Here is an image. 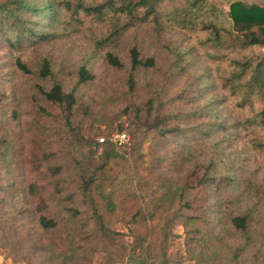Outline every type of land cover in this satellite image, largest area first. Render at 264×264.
Listing matches in <instances>:
<instances>
[{"label":"trees","instance_id":"obj_1","mask_svg":"<svg viewBox=\"0 0 264 264\" xmlns=\"http://www.w3.org/2000/svg\"><path fill=\"white\" fill-rule=\"evenodd\" d=\"M142 27L148 28L152 44L161 43V59L159 51L152 54L141 43L129 42L130 33ZM72 34L81 36L85 46L66 73L46 48ZM186 35L193 38L191 50L184 46ZM253 48H264V4L0 0V50L19 54L10 60L18 76L48 84L32 87L58 111L61 126L57 138L48 141L52 132L36 122V132L41 131L37 148L27 154L21 148L14 156L6 128L16 129L22 118L13 99L4 100L7 86L0 75V163L8 168L0 176V249L5 258L11 264H29L35 257L36 264H79L88 262L80 249L90 255L99 246L120 242L128 248V259L138 252V264H264V107L256 110L249 102L262 92L264 68ZM26 51L33 56L22 58ZM191 59L206 63L195 68ZM98 62L122 73L119 87L101 83L94 69ZM159 62L164 65L160 86L150 76L160 69ZM60 75L71 77L73 86L66 87ZM175 79L183 80L181 96L168 98L167 83ZM96 83H101L103 97L81 94ZM110 91L117 95L112 100L104 97ZM240 92L241 99L234 101ZM183 98L190 105L185 110ZM32 101L38 115L50 116ZM228 102L233 105L227 110ZM108 103L122 107L125 119L117 130L129 136L127 146L98 143L97 136L110 128L90 127L92 136L83 127L92 112ZM148 140L164 143L165 151ZM53 143L64 161H54L59 153L47 155L46 147ZM148 154L163 173L157 181L142 176ZM20 157L18 172L25 159L36 181L19 180L20 174L9 177L13 159ZM175 169L180 173L177 184L163 178ZM22 195L29 204L21 201ZM119 216L128 235L110 227ZM20 219H29L32 230L17 233L12 221ZM62 226L67 232L60 248L47 244L43 236ZM175 226L183 229L184 252L169 255ZM127 236L130 244L124 241ZM64 249L71 255L64 257ZM114 262L112 255L106 260Z\"/></svg>","mask_w":264,"mask_h":264},{"label":"rangeland","instance_id":"obj_2","mask_svg":"<svg viewBox=\"0 0 264 264\" xmlns=\"http://www.w3.org/2000/svg\"><path fill=\"white\" fill-rule=\"evenodd\" d=\"M231 1H243L246 3H250V4H264V0H231ZM224 10L226 13H228V5H224ZM182 36V35H181ZM129 42L132 43H141L140 46L143 47L142 49L147 50L149 53H155L156 51H159V53H157V58L161 59L162 57H164L165 52L163 50L160 49L161 47V43L155 42L154 44H152L151 42V38L149 37L148 34V28L147 27H142L139 29H136L135 31H132L130 33V39ZM193 38L191 36L186 35L185 41H184V46L188 49L191 50L193 49ZM84 42L81 39V36H79L78 34H72L69 36H64L56 41H54L50 47L46 48L47 51V55L58 65V66H64V72H68L69 68L76 65V63L78 62L79 59V55L82 51V49L84 48ZM253 54L259 58L262 59L263 61V68H264V48H253ZM13 55H19L17 54V52H9L7 49H3L0 50V75L1 78L5 81V85L7 86V97L8 99H4L5 101L9 99H13L14 101V105L17 106L20 114H21V118H22V122L20 124L19 127H17L16 129H12L11 127H7V132H9V134L11 135V143H12V147L14 150V156H16V154L19 153V150L21 148H23V153L27 154L30 151H34L37 148V145L35 144V139L40 136L39 133H41V131L36 132V128L34 125H36L35 123L38 122L39 126L41 125H45L46 127H48V129L50 130V132H52L51 136H48V141H52L55 140L56 135L55 133L59 132V129H61L60 126V122L58 119V111L55 109V107L46 104L44 101H42V99L37 96V94L34 92L33 90V85L35 84H41L44 87H47V83L46 82H40V81H36L33 79H25L23 77L18 76L16 73H14V69L11 67V63L10 60L12 59L11 57ZM194 54L191 53L190 57H192ZM33 54L31 51H26L24 53H22V58L26 59L29 57H32ZM163 62V61H162ZM191 63L193 65H195V68H200L201 69V64L206 63V60L204 59H200V60H195V59H191ZM208 64V63H207ZM163 63L159 62V67L158 70L155 71V73L153 75H150L152 80L154 81V83L156 85H161L162 84V73L164 72L162 68ZM211 66V65H210ZM94 69L96 71V73L99 76V79L101 81V83L103 84H108V85H113V87L117 86L119 87L121 84V81L123 79V75L120 72H116L113 70H108L102 63L98 62L94 64ZM149 76V77H150ZM61 79L64 81V84L66 87H72L74 82L72 81L71 77L68 76H61ZM176 80V79H175ZM263 81H264V76H263ZM101 83H96L94 85H91L89 87H87L85 89L84 92H82L81 94L84 96H87V94H94L97 95L96 99H98L100 96L104 95L103 92L101 91ZM210 85L209 82H206V86L208 87ZM167 97H178L181 96L180 93L184 87V83L183 80H176L173 82H168L167 83ZM186 88V87H185ZM262 92L260 95H253L250 98V103L252 104V107L256 110L261 109L262 107H264V87L261 89ZM164 91V88H163ZM242 91V89H241ZM116 95V94H115ZM111 91L106 93L104 97H110V99H114L115 96ZM241 92L237 93L236 99L234 101H239L241 99ZM103 97V96H102ZM187 97V96H185ZM84 98V97H83ZM37 101V104H39L40 106H42L43 108H45L47 110V112L50 114L49 117H41L40 115L37 114L36 112V108L33 105V101L35 100ZM86 100V99H85ZM84 101V100H83ZM181 104L180 106L182 107V110L188 109L190 107V105L186 102V98H183L181 100ZM233 100L231 99L230 102H232ZM85 102V101H84ZM226 103L225 107L228 110L230 108V106H232V103ZM175 106V104H174ZM96 109V108H94ZM122 113V107L115 104V103H108L106 107H101L98 108L96 112H92L90 114V116H88L85 121L83 122V127L84 129H87V133L89 135L94 134V130L93 132L89 131V128L91 127V129H98L100 128L101 130H105L107 128H110L112 131L108 132L107 134H99L97 137H109L111 134L114 133H118V126L120 125L121 121L124 120L125 118H123L121 116ZM2 123H4V119H2L1 121ZM91 132V133H90ZM1 135V133H0ZM48 135V133H47ZM97 138V139H98ZM154 142V144L159 145V147L161 148V150H164L165 144L164 143H158V140H152V141H147V144H152ZM36 145V147H35ZM148 147V146H146ZM166 151H167V147H166ZM16 152V154H15ZM52 152L55 153H59V149L56 148L55 143H53L51 146H47L46 147V153L47 155H51ZM147 153H149V150L147 151ZM60 154V153H59ZM150 157V158H148ZM148 159H146L147 164L142 165V167H144L145 171L142 172V176L145 177L146 179H150V178H155L156 181L158 179V174H163L160 171L157 172V170L155 168H157V164L155 162H153V160L151 159V154H148ZM10 158H12V155H10ZM25 158V156H24ZM60 161H64L61 158V154L57 155L56 159H54V161L59 160ZM17 159L22 160V158H14L13 159V164L10 165L9 167V177H14L15 175H19L20 177L18 178L19 180H24L25 182L28 181H36L35 178V174H31L29 172V166L25 165V159L24 163L21 166V171H19L18 167H17ZM62 159V160H61ZM150 160V162H149ZM54 163V162H51ZM162 165L163 162L161 163ZM8 169V168H7ZM6 167L4 164L0 163V176L3 177V174L5 171H7ZM163 178H165L166 180H171L173 184H177L178 180L180 179V173L178 171V169L173 170L172 172H169L168 174L163 175ZM3 180V179H2ZM149 181V180H148ZM38 183H41V185L43 184V180L38 179L37 181ZM19 191L22 190V188L20 187V189H18ZM22 192V191H21ZM21 201L24 202H28L27 198L25 196L22 195L21 197ZM29 204V202H28ZM27 204V205H28ZM77 207L80 209L81 212H84L85 209L83 206H81L79 203H77ZM24 209H27L26 211H28V207H25ZM14 226L17 227V233H19L20 231H23L25 233H27L28 231L32 230V225H30V220L29 219H20L19 222H15L14 220L12 221ZM110 227L111 229L119 232V233H123L125 235H128V231H127V226L126 224H124L121 221V217L119 216L117 217H113L111 219V223H110ZM93 227L89 226L87 228L88 231L92 230ZM67 230L66 228H63V226L61 227V229L57 232V233H51L48 235L43 236V239L45 241H47V244H51L52 242L55 243L57 245L58 248H60L59 245V240L63 239V237L65 236ZM173 233L176 235L175 238H173L170 242V245L168 246L167 249V253L169 255L174 254L175 252L179 251L181 253L184 252L183 249V238H184V234H183V229L180 226H175V228L173 229ZM19 235V234H18ZM14 236V235H13ZM49 241V242H48ZM125 243H131L132 239L130 237H126L124 238ZM79 247V244L77 245ZM76 247V246H75ZM80 248V247H79ZM100 249L95 250V253H92L90 255H85L82 250H79L80 256L81 257H88V262L87 261H83L80 262L79 264H108L106 263V260L109 259V257L112 255V258L115 260L114 263H110V264H138V262H140L136 257L138 256V252L136 253V257H132V259H128V248L126 249V251L124 250L125 247L120 245V242L116 243V244H109L107 245V248H104L103 246H99ZM66 251V252H65ZM61 252V251H60ZM63 255H65L64 257H67L70 254L69 251H67V249H64L62 251ZM124 255V256H122ZM29 264H36L37 263V259L32 258L29 261ZM57 264H62L61 261L56 262ZM0 264H11L10 260L5 258V254L4 252L0 249ZM21 264V263H20ZM148 264H154L152 261H148ZM183 264H192V262H188V261H184Z\"/></svg>","mask_w":264,"mask_h":264},{"label":"built area","instance_id":"obj_3","mask_svg":"<svg viewBox=\"0 0 264 264\" xmlns=\"http://www.w3.org/2000/svg\"><path fill=\"white\" fill-rule=\"evenodd\" d=\"M98 143L102 144L105 141H108L114 145L118 146H127L129 145L130 139L129 136L125 133H114L111 134L109 137H100L97 139Z\"/></svg>","mask_w":264,"mask_h":264}]
</instances>
